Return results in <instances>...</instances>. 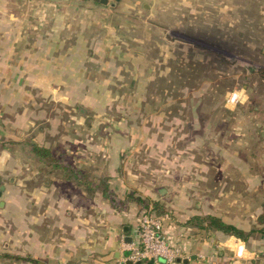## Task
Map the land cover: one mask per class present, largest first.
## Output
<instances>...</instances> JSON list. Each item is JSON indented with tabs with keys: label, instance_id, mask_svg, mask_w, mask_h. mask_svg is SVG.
<instances>
[{
	"label": "rangeland",
	"instance_id": "obj_1",
	"mask_svg": "<svg viewBox=\"0 0 264 264\" xmlns=\"http://www.w3.org/2000/svg\"><path fill=\"white\" fill-rule=\"evenodd\" d=\"M110 1L120 10L91 0L67 3L74 11L79 3L94 5L115 25L108 38L117 44L116 75L90 79L82 97L41 96L40 120L10 133L19 140L9 142L13 170L6 182L23 183L29 199L40 185L76 189L33 158V140L94 183L116 168L127 188L114 191L119 204L130 192L144 197L145 189L169 200L181 196L190 209L242 219L245 231L262 237L264 32L241 29V0H230L228 15L225 0Z\"/></svg>",
	"mask_w": 264,
	"mask_h": 264
},
{
	"label": "crops",
	"instance_id": "obj_2",
	"mask_svg": "<svg viewBox=\"0 0 264 264\" xmlns=\"http://www.w3.org/2000/svg\"><path fill=\"white\" fill-rule=\"evenodd\" d=\"M38 1L0 0V264H114L129 255L125 244L138 241L137 222L142 213L138 202H130L124 210L115 209L99 190L89 195L83 184L64 179L60 172L59 178L74 182L75 190L40 185L32 189L29 199L23 183L6 182L13 170L8 141L19 140L10 133L33 128L40 120L41 96L82 97L88 94L90 79L116 75L113 49L117 44L108 35L113 36L117 29L104 19L102 9L79 3L82 5L74 11L67 3L70 0H54L41 9ZM213 1L198 0V4ZM143 8L151 12L155 5L144 3ZM233 8L225 0L226 15ZM237 15L242 30L264 32V0H241ZM89 16L95 19L90 21ZM61 89H65L62 94L56 92ZM109 171L101 179H108L112 191L126 190L118 170ZM148 191L142 196L168 211L161 215L163 231L184 255L174 263L131 264H264V234L243 241L221 231L198 230L186 224L189 217L216 214L197 210L198 206L190 209L181 196L175 201L169 195L163 198L159 191L157 196ZM221 219L246 230L242 219Z\"/></svg>",
	"mask_w": 264,
	"mask_h": 264
},
{
	"label": "trees",
	"instance_id": "obj_3",
	"mask_svg": "<svg viewBox=\"0 0 264 264\" xmlns=\"http://www.w3.org/2000/svg\"><path fill=\"white\" fill-rule=\"evenodd\" d=\"M9 142L14 141L9 140L8 144ZM29 151L33 158L39 160L43 166H49L52 169L58 170L64 179L72 180L78 184H83L88 193H93L95 190H99L103 198L106 199L115 209H127L130 202L136 201L142 207V212H147L158 216L166 214L164 207L159 204V202L141 197L140 195L133 196L132 192L127 193L119 204L114 191H112L109 187L108 179L106 177L101 179L99 182L94 183L93 180L88 179L85 173H82L81 170L76 168L70 162H66L63 159V156L56 157L55 153L50 147L40 145L36 141L32 140L29 142ZM260 222L261 224H264V219H262ZM186 224L192 225L198 230L204 232L221 231L227 235L235 236L243 241L248 240L254 231V229L245 231L231 223L225 222L219 216L211 214L191 216L187 219ZM262 231L264 232V229H262Z\"/></svg>",
	"mask_w": 264,
	"mask_h": 264
},
{
	"label": "built area",
	"instance_id": "obj_4",
	"mask_svg": "<svg viewBox=\"0 0 264 264\" xmlns=\"http://www.w3.org/2000/svg\"><path fill=\"white\" fill-rule=\"evenodd\" d=\"M138 241L125 244L130 253L125 258H120L114 264L126 262L163 261L174 263L181 259L184 251L173 243L163 231V218L158 215L142 212L137 222Z\"/></svg>",
	"mask_w": 264,
	"mask_h": 264
},
{
	"label": "water",
	"instance_id": "obj_5",
	"mask_svg": "<svg viewBox=\"0 0 264 264\" xmlns=\"http://www.w3.org/2000/svg\"><path fill=\"white\" fill-rule=\"evenodd\" d=\"M93 1H97V2L102 3V4H110L111 6H114L115 5L114 2H110L109 3V0H93ZM115 1H117V0H115ZM131 263L132 262L128 261V264H131Z\"/></svg>",
	"mask_w": 264,
	"mask_h": 264
},
{
	"label": "flooded vegetation",
	"instance_id": "obj_6",
	"mask_svg": "<svg viewBox=\"0 0 264 264\" xmlns=\"http://www.w3.org/2000/svg\"><path fill=\"white\" fill-rule=\"evenodd\" d=\"M117 1H118V0H117ZM110 2H113V1H110V0H109V3H110ZM109 5H110V4H109Z\"/></svg>",
	"mask_w": 264,
	"mask_h": 264
}]
</instances>
